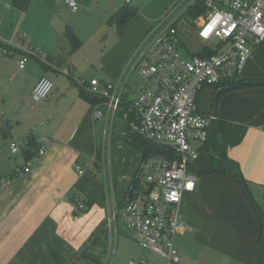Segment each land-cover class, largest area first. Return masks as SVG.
<instances>
[{
    "label": "crops",
    "instance_id": "crops-1",
    "mask_svg": "<svg viewBox=\"0 0 264 264\" xmlns=\"http://www.w3.org/2000/svg\"><path fill=\"white\" fill-rule=\"evenodd\" d=\"M76 1L78 10L71 12L64 0H0V53L4 47L12 52L0 56L4 106L0 113V179L10 176L16 167L29 164L35 151L32 141L38 147L46 146L30 171L0 192V264L80 262L81 251L102 235L109 212L119 213L126 196L142 185L138 170L145 157L128 142L123 120L117 129L126 141L115 140L108 151L102 146L104 121L93 119L95 104L81 95V82L86 79L79 76L80 48L72 51L64 36L67 29L78 36L76 24L82 17L99 12L106 18L125 4L122 0ZM125 2L129 4V0ZM130 23L128 19L118 27L123 34ZM150 23L143 19L124 42L119 60L103 70L101 83L120 74ZM201 46L199 43L196 50H191L198 51ZM27 49L46 59L31 55L25 69L18 68L20 55ZM40 77L53 83L47 98L14 113L5 106L8 101H17L18 95L25 102L31 100L30 92ZM240 80L260 83L234 84L230 88L206 84L199 90L197 107L210 114L214 92L219 89L216 115L243 126L239 140L228 144L225 154L264 219V42L253 49ZM136 92L132 89L128 97ZM12 123L16 125L5 129ZM29 136L32 141L28 142ZM44 137L50 138V143ZM12 141L20 147L17 153L10 150ZM193 146L199 153L189 166V173L196 176L195 187L185 192L181 201L188 227L176 234L180 260L171 264H261L262 218L236 177L217 161L212 141ZM77 166L83 169L82 174ZM86 199L92 203H86ZM117 223L114 251L119 243L118 256L144 258L136 255L138 234ZM97 227L102 228L95 233Z\"/></svg>",
    "mask_w": 264,
    "mask_h": 264
},
{
    "label": "built area",
    "instance_id": "built-area-1",
    "mask_svg": "<svg viewBox=\"0 0 264 264\" xmlns=\"http://www.w3.org/2000/svg\"><path fill=\"white\" fill-rule=\"evenodd\" d=\"M64 2L71 12H77L76 0ZM193 6H199L201 12L190 28L202 46L198 51H183L179 23L188 19L187 12ZM263 42L264 0H177L141 37L115 79L101 83L91 78L81 82L84 91L99 99L93 108V119L104 121V148H108L118 115L124 121V133L136 134L171 153L168 157L147 155L142 160L138 170L141 188L126 196L119 213L112 210L108 214V245L100 264L112 262L111 238L115 237L117 221L138 234V244L152 253L151 259L130 260V264L179 262L175 237L188 227L181 209L182 196L194 189L196 181V176L189 173V166L199 155L193 143L205 144L209 137L210 114L197 107L199 90L206 84L217 86L240 79L253 49ZM1 53L12 52L4 47ZM31 55L46 59L27 49L20 55L18 68L25 69ZM63 71L69 73L68 69ZM133 73L142 83L129 98L133 88L127 86ZM52 88L49 78L40 77L30 92L31 100L47 98ZM43 140L50 143L48 137ZM9 146L12 153L19 151L15 141ZM45 150L46 146L40 145L29 164L16 167L10 176L1 178L0 192L28 173ZM77 169L83 173L82 168Z\"/></svg>",
    "mask_w": 264,
    "mask_h": 264
},
{
    "label": "rangeland",
    "instance_id": "rangeland-1",
    "mask_svg": "<svg viewBox=\"0 0 264 264\" xmlns=\"http://www.w3.org/2000/svg\"><path fill=\"white\" fill-rule=\"evenodd\" d=\"M176 2L177 0H129L128 5L133 6L137 9L136 13L131 18H129L131 19V23L125 31L126 34H123V31L114 23L112 24L108 22L109 16L103 18L99 12L92 13L87 17H82L76 24V26L79 27L78 37L82 41L80 51L77 53V56H79L78 68L81 71V74L79 76L86 80H89L93 77L97 79H103V70H105L109 66H112L119 60L121 52L124 48V42L128 41L136 28L142 25L143 19L147 18L151 22L150 24L153 25L164 15L166 10H168ZM122 4H126L125 0H122ZM193 22L194 18L188 17L187 20L179 23L180 37L183 41V51L191 49L196 50L200 43L199 41H196L195 37L193 36V31L190 28L192 25H194ZM151 26H149L147 29H149ZM108 49L109 52L107 54ZM3 55L6 56L5 54ZM3 55L2 53H0V56ZM141 83V78L133 73L130 77L129 85L127 86V88L138 89ZM8 103L9 101L5 106L7 108H10V111H12L13 113L21 107L28 109L29 105H33L32 100L28 99V101L25 102L21 100L20 95H18L17 101L15 100L13 103ZM2 104L3 98L2 92H0V113L4 111V106ZM12 119L15 118L12 117ZM98 123L101 125V121H98ZM122 124L123 121L121 117L117 115L114 119L113 130L111 132L108 148L106 147L107 151L109 150V146H112L115 140L121 139L122 141H126L124 135L117 129L120 128ZM15 125L12 123L11 126L7 128H5V126L3 125V128L10 130L11 127ZM120 226V229L122 231V225L118 224V227ZM101 228L102 227H97L95 229V233L99 232ZM111 242L112 248L114 245L115 250L116 239L114 236H112ZM106 245H108V239L106 240ZM138 245H136V255L140 253L145 259H151V251L146 250ZM118 251L119 243H117L116 252L114 251L115 255L113 253V257L115 256V258L111 264H114L115 262L130 264L129 260L131 257L127 258L126 256V259H124L122 258V256H118Z\"/></svg>",
    "mask_w": 264,
    "mask_h": 264
},
{
    "label": "trees",
    "instance_id": "trees-1",
    "mask_svg": "<svg viewBox=\"0 0 264 264\" xmlns=\"http://www.w3.org/2000/svg\"><path fill=\"white\" fill-rule=\"evenodd\" d=\"M200 12H201V9L199 8V6L197 7L193 6L191 10L187 12V17L195 18ZM135 13H136V9L128 6V4L126 3L124 6L120 7L116 12H114L113 14L109 16L108 22L112 24L114 23L117 27H120L123 24V22L131 18ZM64 36L69 40L72 51L78 50L80 48L82 41L71 29H67L66 32L64 33ZM201 51L199 53H203ZM249 83H252V82H242V80L238 79V80L226 82L224 84L217 85L214 87L219 88V87L228 86V88H230L234 84L243 85V84H249ZM81 95L88 98L95 105L98 104L99 102V100H97L93 96H90V94L89 95L86 94L82 89H81ZM243 130H244L243 126L223 120L219 118V116L216 115L214 122H213L212 134L211 135L209 134V137H208V140L210 139L213 143V151L217 154L216 156L228 162L232 167H234V165H232V163L227 159L226 154H225V149L228 144H231V143L233 144L239 140L240 135L243 132ZM218 137L220 139H218ZM30 139H31V136L27 137L28 142L32 141ZM127 140L132 146H134V148L141 151L143 157H146L147 155H164L168 157L171 154L169 150H167L165 147L151 144L143 140L142 138H140V136L136 134L127 135ZM32 145L35 146V151L33 152L34 154L36 150L38 149V144H35L32 141ZM212 158H214V154H212ZM223 170H227V172H229L231 175L234 176L232 171H230L229 169L224 167ZM85 201L86 203L87 202L90 204L92 203L90 199H86ZM107 239H108V233H107V229L105 228L102 231V235L96 238L94 242L91 244L92 245L91 247L85 248L81 251L80 256L78 257V260L80 259L83 260V261L80 260V262L83 264H100L101 262L100 258H102L101 256L102 252L106 251L105 249H106ZM262 245H263V242H262Z\"/></svg>",
    "mask_w": 264,
    "mask_h": 264
},
{
    "label": "water",
    "instance_id": "water-1",
    "mask_svg": "<svg viewBox=\"0 0 264 264\" xmlns=\"http://www.w3.org/2000/svg\"><path fill=\"white\" fill-rule=\"evenodd\" d=\"M253 84H258L260 82H252ZM220 90L217 89L215 92H214V95H213V98H212V108H211V112H210V125H209V134L211 135L212 134V127H213V122H214V119H215V116H216V99H217V96L219 94ZM217 161H220L223 163L224 167L225 168H228L232 171V173L234 174V176L236 177L238 183L240 184L246 198L250 201L252 207L254 208L255 212L258 214V216H260L262 218V223H263V236H262V242H263V245H262V251H263V254H262V262L261 264H264V219L262 217V214L260 213V211L258 210V208L256 207L255 203L251 200V197H250V194L246 188V185L245 183L243 182L241 176L239 175V172L236 170V168L232 167L228 162L222 160L221 158H216Z\"/></svg>",
    "mask_w": 264,
    "mask_h": 264
}]
</instances>
